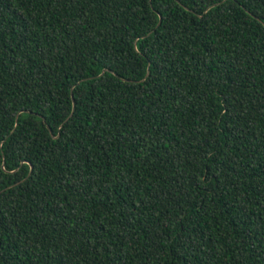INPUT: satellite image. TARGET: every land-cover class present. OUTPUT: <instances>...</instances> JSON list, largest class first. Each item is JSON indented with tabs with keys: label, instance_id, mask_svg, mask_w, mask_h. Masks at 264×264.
I'll return each mask as SVG.
<instances>
[{
	"label": "trees",
	"instance_id": "obj_1",
	"mask_svg": "<svg viewBox=\"0 0 264 264\" xmlns=\"http://www.w3.org/2000/svg\"><path fill=\"white\" fill-rule=\"evenodd\" d=\"M0 264H264V0H0Z\"/></svg>",
	"mask_w": 264,
	"mask_h": 264
},
{
	"label": "water",
	"instance_id": "obj_2",
	"mask_svg": "<svg viewBox=\"0 0 264 264\" xmlns=\"http://www.w3.org/2000/svg\"><path fill=\"white\" fill-rule=\"evenodd\" d=\"M106 69H104V71H105Z\"/></svg>",
	"mask_w": 264,
	"mask_h": 264
}]
</instances>
